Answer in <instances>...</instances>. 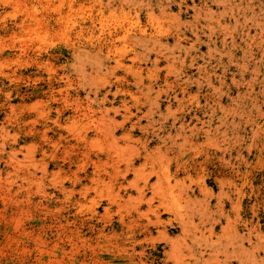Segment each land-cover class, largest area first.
<instances>
[{
  "label": "rangeland",
  "instance_id": "374dc122",
  "mask_svg": "<svg viewBox=\"0 0 264 264\" xmlns=\"http://www.w3.org/2000/svg\"><path fill=\"white\" fill-rule=\"evenodd\" d=\"M126 1L0 0V264H264V0Z\"/></svg>",
  "mask_w": 264,
  "mask_h": 264
},
{
  "label": "bare ground",
  "instance_id": "6f19581e",
  "mask_svg": "<svg viewBox=\"0 0 264 264\" xmlns=\"http://www.w3.org/2000/svg\"><path fill=\"white\" fill-rule=\"evenodd\" d=\"M124 3L125 2H127L126 0H122ZM150 3V2H149ZM127 4H128V2H127ZM127 4H126V6H127ZM121 6V5H120ZM72 6H70V8H71ZM150 7V6H149ZM114 12V11H113ZM65 14V13H64ZM121 14V13H120ZM163 14H166V13H163ZM167 15V14H166ZM165 16V15H164ZM56 17V16H55ZM152 17V16H151ZM66 19V17H63V13L59 16V18L57 19V22H60L61 23V21L63 20H65ZM151 19V18H150ZM152 20V19H151ZM89 23H90V25H91V29L93 30L95 27H96V19H95V17H91L90 19H89ZM59 25V24H58ZM146 29H142V31L140 32V35H142V36H146L145 34H146ZM91 33V32H90ZM108 37H109V39H108ZM132 37L134 38L135 37V34H133V33H131L130 32V30L129 29H126L125 27H122V26H120V28H119V30H115L114 32H112V33H110L105 39H104V41L103 42H105V44H103V43H101V37L98 39L99 40V51L100 52H102L103 51V48L104 47H106V45H110V42L109 41H111L112 43H114V42H116V41H123V42H127V41H129V40H131L132 39ZM138 36H136V38H137ZM150 38V37H149ZM149 38H147V39H149ZM135 39V38H134ZM133 39V40H134ZM137 39H139V38H137ZM140 39H143V38H140ZM146 39V40H147ZM152 40H153V38H152ZM151 40V38H150V40H149V42L150 41H152ZM144 41V40H143ZM153 41H155V40H153ZM136 42V40H134V43ZM139 42V41H138ZM142 42V41H141ZM148 41H146V42H144V43H147ZM158 42V41H157ZM157 42H155L156 44H157ZM140 43V42H139ZM139 43H138V45H139ZM143 43V42H142ZM142 43H141V45H142ZM143 43V45H145ZM152 43V42H151ZM134 45V44H133ZM137 45V46H138ZM140 45V46H141ZM142 45V46H143ZM135 46V45H134ZM112 47V46H111ZM110 49V48H109ZM112 50V49H111ZM99 54V53H98ZM124 58L123 57H119L117 60H115V62H116V64H117V66L118 67H125V65H124ZM125 106V105H124ZM123 107V106H122ZM128 109H126V111H127ZM125 116H124V119H123V122L121 123V127L122 126H124L126 123H128V122H131L132 121V115L133 114H131V112H130V114H129V116H127L126 114H124ZM141 118V117H140ZM114 120V119H113ZM137 122V121H136ZM138 123V122H137ZM112 124V123H111ZM114 124H116V123H114ZM134 124V123H133ZM140 126V125H139ZM135 128H136V125H132L131 126V129H129L128 130V132H127V134L126 135H124V137H123V139L125 140V142H132V140H133V137H132V133H133V131L135 130ZM86 140V139H85ZM147 157V156H146ZM150 157V156H149ZM149 159V158H148ZM166 183H167V185H168V190L169 191H172V189H173V187H172V182H174L170 177H166ZM176 180V179H175ZM143 181V180H142ZM148 181H149V179H146V180H144L143 181V186L144 187H146V186H148ZM175 183H177V181L175 182ZM139 185V184H138ZM144 188H142V190H143ZM142 195H143V197L145 198V194H143V192H142ZM164 194H162L161 196H163ZM149 210L150 211H152L157 217H158V215H157V213H156V211L155 210H153L152 209V204H151V201L149 200Z\"/></svg>",
  "mask_w": 264,
  "mask_h": 264
}]
</instances>
